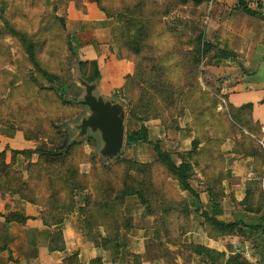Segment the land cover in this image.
<instances>
[{"label": "rangeland", "instance_id": "1", "mask_svg": "<svg viewBox=\"0 0 264 264\" xmlns=\"http://www.w3.org/2000/svg\"><path fill=\"white\" fill-rule=\"evenodd\" d=\"M97 1L110 12V17L103 14L105 21H96L97 17L92 14L86 18H69L71 12L69 14L68 11L82 12L89 3L98 9L95 0H0V27L3 21H8L25 32L36 43V56L40 65L49 73L59 75L64 82L59 81L56 89L55 82L35 70L15 37H1L0 132L10 134L17 129L24 132L29 138L25 139V149L32 151L53 148L50 141L56 144L55 137L62 135L78 141L66 155L64 167H72L79 175H83L78 176V180L84 188L76 190L74 195L77 202L74 210L82 235L83 218L77 207L82 206L86 197L96 201L114 199L125 185L134 187L142 182L146 189L144 196L148 203L150 201L151 207L146 208L135 195H130L121 200L119 208L110 212V221L100 219L94 213V233L97 236L111 232V226H108L111 224L106 223L119 219L123 248V237L135 226H140L139 222L135 226L133 224L135 205H139L142 207L139 215L142 219L152 217V221L148 219L151 232L145 252L139 254L140 263L142 257L152 264H226L228 257L239 252L226 254L225 251L213 249L215 253L210 263L207 256L197 254L194 248H190L195 242L191 234L187 233V209L201 221L204 220L199 213L200 194L197 191L204 192L207 200L211 201L209 189H214L215 193H220L215 201L217 205L221 206L222 201L224 204L228 202L229 198L219 184L221 179L230 180V166L234 158L245 157L248 147H254L252 144L261 151L263 148L251 137L257 133V129L253 130L252 123L246 124V111L237 115L220 91V83L230 76V71L226 69L235 66L236 62L219 57V50L214 47L207 50L196 64V53L191 41L202 31L205 40L218 45V49L225 47L227 52L229 34L224 35L218 25L221 20L229 21L234 11L239 12L237 0H203L197 5L194 0ZM245 2L255 9L256 0ZM131 16L143 18L145 24L149 25L145 36L135 38L133 24L127 26L126 22ZM100 26L109 28L110 42L101 43L91 39L93 30ZM136 43L138 52L134 50ZM1 49H5V55ZM110 55L131 62L132 72L128 78L125 76L126 81L122 85L113 88L109 94H101V87L106 83L102 81L100 72L92 75L89 67H100L101 60L105 63ZM222 68L225 71H221ZM240 73L238 69L237 74ZM77 78L96 84L94 95L123 105L125 132L141 125L146 126L151 142L123 144L117 155L121 163L116 165V156L112 159L100 156L102 141L98 132L88 129L84 136L74 138L78 132L76 126L88 114L87 106L79 102L84 95V88ZM60 93L66 100L59 96ZM141 117L144 120L140 121ZM88 137L90 140H87ZM192 139L198 140V146L193 154L196 158H191L195 163L190 183L198 198L187 193L195 205H191L193 209H190L187 202V208L183 205L186 199L179 194L181 190L177 182L156 160L153 142H157L162 150L170 152L178 163L181 158L177 153L190 150ZM25 157L27 163L37 160L36 152ZM125 159L135 163L129 165L123 161ZM38 169L31 168L34 175L28 183L32 194L42 205L43 199L48 197V191L45 180L38 178ZM57 169L60 171L62 168ZM5 195L10 203V197L18 198L10 193ZM197 201L199 208L196 206ZM159 204L168 209L161 210ZM241 207L246 209L247 205L241 204ZM127 223L131 226L127 227ZM205 226L209 237L222 240L224 236L231 235L217 233L208 224ZM240 227L241 231L246 228L242 224ZM228 246L226 250H229ZM125 252L121 249V258L128 260L129 264H137L138 259ZM73 253L72 250L66 254L61 264ZM51 260L56 262V259ZM241 260L248 261L243 254ZM109 264L114 263L110 260Z\"/></svg>", "mask_w": 264, "mask_h": 264}, {"label": "crops", "instance_id": "2", "mask_svg": "<svg viewBox=\"0 0 264 264\" xmlns=\"http://www.w3.org/2000/svg\"><path fill=\"white\" fill-rule=\"evenodd\" d=\"M256 1L255 9L250 6L254 15L234 11L235 13L229 21H219L218 27L221 32L224 35L229 34V39L226 41V50L233 54L234 58L228 59L236 62L235 66L226 69L230 71V76L220 83V91L223 93L225 100L233 107H239L246 103L252 105L249 120L253 127L257 129V133H254L251 137L262 146L263 151L259 149L261 156L246 154L245 157L236 156L234 158L230 166V180L221 179L219 184L229 199L225 204L222 201L221 206L217 205L219 208L218 214L214 213L213 205L204 196V192L197 191L200 194V212L205 211L209 216H214L224 223L237 222L238 227L242 223L246 225L261 223L260 216L262 212L246 211L239 204L245 193L248 192L251 195L249 206L252 208L257 205L258 195H264V0ZM225 2L231 1L225 0ZM68 12L69 14L71 12L69 18H86L89 14L97 17L96 21H103L105 18L103 13L90 3L82 12ZM93 32L91 39L95 42H110L109 28L103 29L100 26L95 28ZM222 49L225 50V47ZM100 63V67H89V72L91 70L92 75L96 72L101 73V79L106 83L101 87V94H109L113 88L122 85L125 76L132 72L131 62L114 55H110L109 60L105 63L103 60ZM109 66L111 69H109ZM238 69L241 72L239 75L237 74ZM221 71H225V69L222 68ZM5 146L9 149L22 150L26 148L27 141L23 138L22 132L18 130L10 134L0 132V150H3ZM5 160L10 161L9 150L5 152ZM27 161L28 159L25 156L17 154L13 163V168L22 172L24 181L27 180L25 170ZM199 176H201V173ZM179 194L186 199L188 208L193 209L191 205H194V202L188 197L187 193L179 191ZM10 199L11 203L7 201L6 195H0V264H61V259L72 250L77 254L81 264H88L89 260L95 257H99L102 264L110 263L109 252L95 247L82 235L75 210V212L67 214L58 226L49 227L44 225L39 218L38 214L41 210L39 205H33L15 197H10ZM196 206L199 208V204ZM141 208L139 205H135L133 212V224L135 226L139 222L140 226H135L129 234L123 237L124 247L121 248L133 254H143L145 252V245H147L149 233L151 232L148 223L152 221V217L142 219V216H139ZM11 211H17L29 218L23 224L15 221H5L4 214ZM188 218L187 233L191 234L195 244L217 251H225L226 254L239 252L246 256L251 264H264V234L262 232L244 228L245 236L231 234L224 236L222 240L215 239L208 236V231H205L206 224L198 216L195 217L193 212H189ZM54 229L60 230L62 234L65 243L64 250H48L49 233ZM228 244L229 250H226ZM121 257L120 255L114 264H129L128 260ZM51 258L56 259V262L52 261ZM140 264L152 263L141 257ZM157 264L162 263L158 262Z\"/></svg>", "mask_w": 264, "mask_h": 264}, {"label": "trees", "instance_id": "3", "mask_svg": "<svg viewBox=\"0 0 264 264\" xmlns=\"http://www.w3.org/2000/svg\"><path fill=\"white\" fill-rule=\"evenodd\" d=\"M185 2L186 0H181ZM203 0H194V4L197 5L201 3ZM96 5L100 11L105 16L110 17V12L106 11L105 7L101 6L99 4V1L95 0ZM56 8V7H54ZM138 8V6H137ZM236 8L247 15H254V12L251 10L250 6L246 4L245 0H237ZM166 10V9H165ZM129 13V12H127ZM127 26L130 24H133L135 34V38L138 36H145L147 34V28L149 25L145 24L146 21L143 18H134L133 16L127 18ZM3 25L0 27V38L4 37L5 35H8L10 37H15L18 42L20 43L21 47L24 49L25 55L27 59L33 64L35 67V70L37 72L41 73L45 78H47L49 81L56 83V89L59 81L63 82L62 78L59 75L49 73L46 71L41 65L40 62L37 59L36 56V43L27 37L26 33L16 28L14 25L9 23L8 21H3ZM139 27V28H136ZM192 47H194L195 53H196V64L199 63V60L204 57V54L207 50L211 48H216L219 54V57L221 58H234L233 54L226 52L224 49L219 48L218 45L210 43L209 41L205 40L203 37V32L199 31L197 35L192 38L191 41ZM2 53L5 55V49H1ZM135 52L139 51L138 43L135 44L134 47ZM83 63V62H82ZM81 63V64H82ZM85 64V63H83ZM128 78V75L126 76ZM85 80H89L88 78H85ZM126 81V79H125ZM64 83V82H63ZM54 89V87H52ZM55 90V89H54ZM59 96L63 98V93H60ZM64 99V98H63ZM66 100V99H64ZM264 101V99H263ZM66 102V101H65ZM229 107L231 110L236 111L237 115H240V113L246 111V115L248 117V120L246 121V124H251L250 122V110L252 105L250 103L243 104L239 107H233L231 104H229ZM144 120L143 117H141L140 121ZM256 128L253 127V130ZM18 130V129H17ZM22 132V131H21ZM23 138L29 139L27 135L23 132ZM148 128L146 126L141 125L139 128L129 130L125 132V139L124 144L126 145H135L139 142H151L148 137ZM87 140H90V137L87 138ZM55 142H51L53 148H41L36 149L35 151H32L30 149H22V150H14L9 149L7 146L3 150H0V195L3 196L5 193H10L11 195L17 196L19 199L26 200L27 202L33 204V205H39L41 207V210L39 211V218L41 219L42 223L46 226H58L63 221L64 217L67 214H70L73 212L75 206H76V200L74 199L75 191H79L84 186H82L79 183L78 176H83L82 174L79 175L77 173V170L72 167H64L65 165V157L70 153V150L73 146H75L78 141L72 140L71 138H67V136L62 135L61 137H55ZM92 143V141H91ZM254 143V142H253ZM191 149L188 151H185L184 153H177L178 157H180V162L176 163V161L173 159L170 152L162 150L157 142H153V150L156 155V160L163 166L165 171L169 173V175L177 182V186L181 191H184L188 193L189 195L193 196L194 198H198V195L196 191H194L193 187L190 183V178L193 174V166L194 161H191V158L193 157V154L196 153V147L198 146V140L192 139L190 142ZM251 147H248L246 154H257L261 156V152L259 151L258 147L255 144ZM251 148V149H250ZM6 150H9L10 152V161L7 162L5 160V152ZM31 152H36L37 154V160L34 163L28 162L25 165V170L27 173V180L24 181L22 178V172L20 170H16L13 168L14 158L17 154L21 155H29ZM195 155V154H194ZM196 158L195 156L193 157ZM124 162L128 163L129 165H133L135 162L131 159H125ZM114 162H116V165H119L121 163V159L119 157H115ZM107 166V165H106ZM32 167H38V178L44 179L48 191V197L43 199L42 205L37 201L36 196L32 194L31 187L29 186V181L33 178V172L31 171ZM60 169V171L57 169ZM56 168V169H55ZM139 172L142 170H138ZM144 171H142L143 173ZM30 179V180H29ZM58 181L63 182V184H60ZM147 187V186H146ZM208 190V188H207ZM144 191H146L145 187L141 185L136 186H129L125 185L120 191H118L116 197L114 199L109 198H103L99 201L93 200L90 197H86L84 199V203L82 206L77 207V211L82 215V231L83 236L86 240L91 242L95 247L104 249L109 252L110 260L111 262H116L120 255H121V248H122V242H121V221L119 219L115 220L114 222L110 221L111 213L113 212V209H116L120 207L121 200L124 199L126 196L135 195L140 203L144 204L145 207L150 208L151 204L150 201L148 203V200L144 196ZM61 192L63 194L61 195ZM218 193L214 192V189H209V197L211 198L212 205L214 208V213L218 214L219 208L217 207L216 199L218 198ZM220 195V193H219ZM222 196V193H221ZM251 195L246 192L243 199L239 201V204H242L246 207V211L251 212H262L260 216L261 223L260 225H246L245 223L242 225L246 227L247 229L259 231L264 234V195L259 194V200L257 201V205L252 208L249 206L251 204L250 202ZM49 198V199H47ZM117 200V202H116ZM156 202V201H155ZM184 200L183 205L187 208V205ZM245 202V204H243ZM158 204V203H157ZM145 208V209H146ZM158 208L161 210H167L168 207L163 206L162 204L158 205ZM263 211H262V210ZM85 212V214H84ZM84 215H83V214ZM94 213L96 217H100V219H109V221L106 223L110 228L111 232H105L104 236H97V234L94 233ZM187 213H189V210L187 209ZM257 213V212H256ZM151 214V213H150ZM200 216L203 217L204 223L210 225V228L215 230V232L220 234H237L241 236H245V232L241 231L238 227L237 222L232 223H224L223 221H220L216 219L214 216H209L205 211L200 212ZM109 217V218H108ZM28 216H25L21 213H18L17 211H11L6 214H4V220L5 221H15L18 223H24ZM126 226L130 227V224H126ZM65 243L62 237V234L60 230L53 231L49 234V243H48V250L54 251V250H64ZM190 248H194L193 251L197 254H203L208 257V260L210 263L212 262L211 256L215 251L213 249H209L207 247H204L199 244L190 245ZM126 255L135 257L138 259L137 264H140V256L139 254H133L130 252H125ZM241 254L240 253H234L232 256L228 257L226 260V264H251L248 261L241 260L240 261ZM63 264H81L77 258V254L73 253L68 256V259L66 258L63 261ZM88 264H102L99 257H95L89 260ZM212 264V263H211Z\"/></svg>", "mask_w": 264, "mask_h": 264}, {"label": "water", "instance_id": "4", "mask_svg": "<svg viewBox=\"0 0 264 264\" xmlns=\"http://www.w3.org/2000/svg\"><path fill=\"white\" fill-rule=\"evenodd\" d=\"M77 80L84 88V95L79 102L87 106L88 114L76 126L78 132L74 138L84 136L88 129L91 132H98L102 141L99 149L100 156L112 159L121 152L124 144L125 108L116 101L94 95L96 84L87 83L81 78Z\"/></svg>", "mask_w": 264, "mask_h": 264}]
</instances>
